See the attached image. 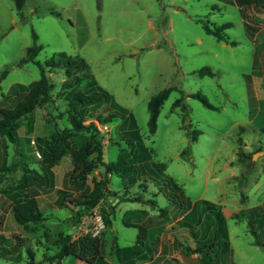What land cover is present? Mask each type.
<instances>
[{"label":"rangeland","instance_id":"rangeland-1","mask_svg":"<svg viewBox=\"0 0 264 264\" xmlns=\"http://www.w3.org/2000/svg\"><path fill=\"white\" fill-rule=\"evenodd\" d=\"M223 21L231 23L223 29L227 39L217 40L205 32V26L213 28ZM32 32L41 44L34 59L43 63L62 52L61 58L74 64L69 75L61 67L45 68L53 83V101L16 119L15 142L0 136V165L29 161L33 154L36 162L28 166L40 171V149H45L53 119L60 125L57 113L66 107L64 92L57 93L62 79L83 75L70 86L83 89L90 85L86 76L90 73L117 107L125 108L115 112L105 99L88 106L93 115L114 112L105 124L93 120L99 132L85 134L86 140L101 143L105 161L122 169L103 176L119 198L109 207L108 200L104 202L111 224L101 235L104 259L111 264H140L139 254L145 253L146 245L154 246L155 235L162 230L156 243L167 245V240L168 249L149 264H207L206 256L200 261L198 253L183 246L193 247L211 237L216 220L214 210L202 202L207 200L221 211L228 240L223 246V233L217 235L213 246H218L217 255H212L211 263L264 264V2L24 0L17 10L13 0H0V106H12L22 94L5 96L11 83L27 84L39 75L33 60H19L32 42ZM203 66L210 73L196 72ZM164 87L171 89L149 133L146 101ZM190 128L198 129L194 139L186 131ZM84 135L75 136L79 145ZM86 158L94 159L95 152L78 155L79 161ZM160 163L162 169L153 165ZM12 166L0 170V264H38L44 252L57 249L60 229L70 237L80 234L79 217L73 218L75 206L58 204L59 195L88 191L91 177H98L102 166L98 164L80 183L71 178L72 164L63 156L52 166L46 187L37 188L43 195L38 201L43 218L33 228L32 222L24 228L12 217L11 205L25 195L18 184L21 164ZM124 194L139 195L141 200L123 199ZM44 202L54 207L45 210ZM134 208L154 216L146 220ZM185 208L190 211L174 221ZM60 263L87 264L71 253Z\"/></svg>","mask_w":264,"mask_h":264},{"label":"trees","instance_id":"trees-1","mask_svg":"<svg viewBox=\"0 0 264 264\" xmlns=\"http://www.w3.org/2000/svg\"><path fill=\"white\" fill-rule=\"evenodd\" d=\"M244 2L246 0H240V2ZM255 2H264V0H255ZM24 3V0H13L14 7L19 10ZM230 21H223L215 27L210 28L205 26V32L212 34L217 40L225 39L223 34V29L230 25ZM250 25L246 23L245 27L248 28ZM252 28V27H251ZM32 42L31 44L25 47L24 56L20 57V61H24L27 59L33 60L39 71V75L37 78L29 81L27 84H22L19 82H13L9 85L5 96L14 95L18 92H21V96L15 101L12 106H0V136L5 139L15 142V137L13 133L14 125L16 119L21 116H26L35 106L42 105L48 101H51V89L53 87V83L48 79L45 68L46 67H61L64 69L66 75H69L71 72V66H73L72 62L69 59L61 58L63 55L62 52H59L57 56H51L43 61V63L34 59L36 53L41 48V44L35 41L36 35L32 32ZM227 39V38H226ZM231 43H234L233 40H230ZM83 65V62H80ZM75 68V67H73ZM4 71V70H3ZM198 74L210 73V70L203 66L201 68L196 69ZM87 78H89L88 82L90 85L88 87L84 86L83 89H71L70 86L74 84L76 80L83 79V75L75 76V78L62 79L60 83V88L57 93L64 92L65 98V108L63 110H59L57 113V117L60 120V125L53 119L52 130L45 139V149H40L43 153L40 161V171L36 169L34 166H28L29 162H36L34 159V155L32 160L29 161H13L12 168L18 166V163L21 164V173L18 178L19 187L25 191V195L22 196V199H15L14 203L11 205V213L15 222L21 224L22 227L26 228L29 222H32V227L36 225V223L43 218V214L37 205L34 195H38L37 188L46 187L48 184L47 178L51 173L52 166L57 164L63 156H68L69 161L71 162V171L70 176L74 178L78 182H82L86 175L95 168L98 164L102 166L100 170V175L98 177H91V188L86 192H78L73 195H59L58 204L67 206V202H71L75 206V211L73 214V218H77L81 213L86 211L87 209L93 207L94 205H98L99 201L106 195H117L115 191H110L107 189L105 185V181L103 176L107 175V173H111L114 171L116 173L122 172L121 167L118 166L115 162L105 161L102 157V145L98 142V140H86L85 132H91L90 136L94 134V132H99V129L96 127L94 119L97 120L100 124H105L107 120L114 114L113 111H109L107 113H99L92 114L89 107L93 105H100L101 102L105 100H110L108 104L115 106L114 110L124 112V107H117V104L111 100V96L108 92H106L102 87L98 86L91 77L90 73H86ZM92 81V82H91ZM88 85V84H87ZM171 87H164L152 94L146 101V107L148 110L147 116V130L149 133H152L155 129V120L159 111V107L162 104L163 100L166 98ZM192 96H196L204 101L201 98L199 93L191 92L189 93ZM181 99V98H179ZM178 99V100H179ZM176 99L174 104L178 102ZM53 101V100H52ZM106 105L104 104L103 107ZM117 107V108H116ZM67 122H63V119ZM89 118V120L84 123L83 120ZM198 129L190 128L187 131L190 134V139H194L197 135ZM79 134H85L82 145L77 143V138ZM79 137V136H78ZM25 143L28 142V138L25 137ZM184 151V150H183ZM95 152L94 159H81L78 160V155H89L90 153ZM264 154V152H263ZM20 155H23V152L20 151ZM10 165L6 166L5 163L0 165V170L2 169H10ZM155 168L162 169V163L160 165L153 164ZM38 166V165H37ZM29 187V188H28ZM133 194H124L122 195L123 199L133 200L139 199L138 196H131ZM118 196V195H117ZM65 199V201H64ZM201 200V199H200ZM203 204L212 208L214 210V217L216 220V225L214 224L213 229L211 231L212 235L208 239H201L199 242L193 246L189 247L188 245H183L185 250H189L190 252H197L199 254V260L203 258L202 256H206L208 263L214 264L212 262V255H217L218 246L214 249V242L216 240L217 235L221 236L223 233V246L228 245V240L225 239V228L223 226V219L220 214V210L217 205L207 200H202ZM259 207V205L252 206L249 208ZM104 206H100L99 210L103 217L104 227L108 228L110 226V220L107 217ZM161 211L163 208L160 209ZM190 210L186 212V214ZM185 216L182 215L180 217L183 218ZM250 218V217H249ZM179 220V219H178ZM102 228L97 235H90L87 233L79 234L75 237H70L68 233L63 232V230H59L57 232V236L55 238V242L57 245V249L51 253L46 254L44 252V257L38 262V264L44 262H53V264H61V257L65 254L71 253L81 260H84L88 264H111L107 260L104 259V244L101 238L103 231L105 228ZM2 234H0L1 236ZM196 235V234H195ZM3 241H7V237L2 238ZM226 240V241H225ZM2 241V242H3ZM257 243V239H255ZM262 245V244H261ZM264 250V245H262ZM27 249V247H26ZM29 253L31 251L27 249ZM213 252V253H212ZM31 260V256L29 255ZM30 261H26L24 264L29 263ZM175 264H179L175 262Z\"/></svg>","mask_w":264,"mask_h":264},{"label":"crops","instance_id":"crops-1","mask_svg":"<svg viewBox=\"0 0 264 264\" xmlns=\"http://www.w3.org/2000/svg\"><path fill=\"white\" fill-rule=\"evenodd\" d=\"M107 175H108V173H107ZM105 185H106L107 189H109L108 185H107V184H105ZM109 190H110V189H109ZM110 191H114V190H110ZM34 196H35V200H36V202H37V205L39 206L38 201H39V199L41 198V196H43V195L38 194V195H34ZM39 197H40V198H39ZM139 197H140V196H139ZM41 200H42V199H41ZM105 200H108L106 205L109 207V205H114V204H116V202L119 200V198L117 197V195H106V196H104V197L99 201L98 205H96V206H98V207H100L101 205H102V206H105V205H104V204H105V203H104ZM139 200H141V198H139ZM52 202H54V200H53ZM151 203H152L153 205H156V203H155L154 200H151ZM44 204L47 206V207L45 208V210H46V209H51V208L54 207L53 205H50L51 203L44 202ZM50 206H52V207H50ZM55 207H56V206H55ZM39 208H40V206H39ZM161 208H163L162 211L160 210ZM40 210H41V208H40ZM159 210H160L161 212H165V211H166V208H165V207H159ZM133 211H135V212L138 211L137 213H138L139 215H143V216H145V219H146V220L149 219L151 216H154V215H151L146 209H137V208H134ZM187 211H188V208H185V210L179 212V213L173 218L174 221H179V220H180V217H181L182 215L186 214ZM41 212H42V210H41ZM66 217H67V218L71 217V214L67 213V214H66ZM178 219H179V220H178ZM181 219H182V218H181ZM174 221H173V222H174ZM167 223H168V224H171V221H170V222H167ZM167 223H165L164 225L167 226V225H168ZM110 225H111V224H110ZM109 227H110V226H109ZM145 227H147L146 230H149L150 225H145ZM163 228H164V227H163ZM157 235H158V237H160V235H162V230H160V231L158 232V234L156 233V235H155L156 239H155V242H153L154 246L151 245L150 247H148L149 245H146L145 248H147V249L145 250V253L143 254V253L141 252V253L139 254L138 257H143L142 260H140V264H149V263L152 262L156 257H158V256L160 257L161 254H165V253H166V251H167V249H168V243H169V242L166 240L167 245H165V244H163V243H161V242H157V243H156V241H158ZM137 241H139V242L141 243V245L145 246V244H144V242H142V240L137 239ZM172 244H173V243H172ZM135 246H136V248H137V245H135ZM132 247H133V246H132ZM149 248H152V249H151V252H150L149 257L146 258L147 253H148V249H149ZM135 253H136V250H135ZM196 253H197V252H196ZM117 257H118V256H117ZM144 257H145V258H144ZM80 260H81V259H80ZM48 264H53V262H49ZM87 264H88V263H87Z\"/></svg>","mask_w":264,"mask_h":264},{"label":"built area","instance_id":"built-area-1","mask_svg":"<svg viewBox=\"0 0 264 264\" xmlns=\"http://www.w3.org/2000/svg\"><path fill=\"white\" fill-rule=\"evenodd\" d=\"M96 207L98 206L94 205L78 216L77 229L80 231V234L97 235L104 227L102 214L99 208Z\"/></svg>","mask_w":264,"mask_h":264},{"label":"water","instance_id":"water-1","mask_svg":"<svg viewBox=\"0 0 264 264\" xmlns=\"http://www.w3.org/2000/svg\"><path fill=\"white\" fill-rule=\"evenodd\" d=\"M259 152H262V151H259Z\"/></svg>","mask_w":264,"mask_h":264}]
</instances>
